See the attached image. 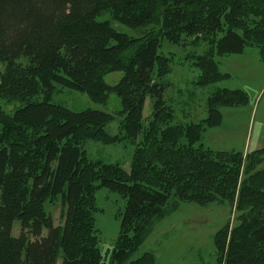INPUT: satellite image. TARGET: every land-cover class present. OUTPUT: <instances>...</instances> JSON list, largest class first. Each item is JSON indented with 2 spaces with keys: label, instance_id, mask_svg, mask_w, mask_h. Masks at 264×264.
Wrapping results in <instances>:
<instances>
[{
  "label": "trees",
  "instance_id": "obj_1",
  "mask_svg": "<svg viewBox=\"0 0 264 264\" xmlns=\"http://www.w3.org/2000/svg\"><path fill=\"white\" fill-rule=\"evenodd\" d=\"M188 40L208 46L196 57L201 87L227 76L216 56L257 48L264 61V0H0V264H104L95 227L102 188L126 200L111 264H157L153 253L134 256L181 204L236 207L234 226L215 235L217 264H264V148L245 155L202 144L222 109L247 106V94L217 89L206 117L188 123L166 99L173 59L159 49ZM115 72L123 78L110 86ZM58 88L103 106L115 94L121 110L72 111L52 102ZM88 142L132 143L130 169L92 161ZM58 204L61 226L49 210Z\"/></svg>",
  "mask_w": 264,
  "mask_h": 264
},
{
  "label": "rangeland",
  "instance_id": "obj_2",
  "mask_svg": "<svg viewBox=\"0 0 264 264\" xmlns=\"http://www.w3.org/2000/svg\"><path fill=\"white\" fill-rule=\"evenodd\" d=\"M106 18V17H105ZM102 19V18H101ZM100 19V20H101ZM114 26V25H113ZM115 28L129 35H135L124 26ZM208 46L192 44L191 40L181 45L164 42L159 55L173 59L172 73L167 78L171 86L166 99L176 111L177 122H198L206 117L207 98L217 89L241 90L249 98L247 106L222 109L223 122L220 126L208 129L202 139L204 147L215 152H235L249 155L264 148V61L257 48H246L242 54L216 56L221 74L227 75L213 85L201 87V71L195 65L196 57L204 55ZM6 65L0 62V73ZM123 78L122 72L107 75L105 81L116 86ZM52 102L72 111L88 109L103 110L117 115L121 110L119 98L112 94L107 105H97L85 94L58 88ZM19 107V104H15ZM16 108V107H15ZM14 106H7V112ZM152 116V100L147 98L144 106V124ZM107 133H119V120L110 124ZM86 151L89 159L106 164H120L129 170L133 160L135 146L130 142L104 145L88 142ZM264 169V163L261 166ZM98 211L95 215V227L100 237L99 249L104 256V264H111L115 244L121 232L122 216L126 200L107 189L96 192ZM55 226L63 225L62 207L58 204L49 208ZM236 207L228 205L181 204L169 217L158 223L155 230L136 252L134 259L145 253H153L157 264H217L215 235L225 225L230 228L236 222ZM20 223L13 225V235L20 236ZM62 260L58 261L61 264Z\"/></svg>",
  "mask_w": 264,
  "mask_h": 264
}]
</instances>
